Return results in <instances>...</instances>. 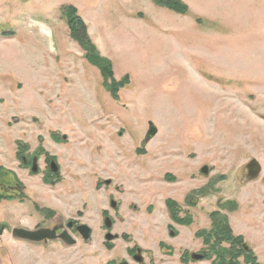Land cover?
<instances>
[{
	"label": "rangeland",
	"instance_id": "374dc122",
	"mask_svg": "<svg viewBox=\"0 0 264 264\" xmlns=\"http://www.w3.org/2000/svg\"><path fill=\"white\" fill-rule=\"evenodd\" d=\"M180 1L187 14L151 0H0V166L24 186L22 203L0 202V264H134L124 259L135 247L141 264H211L213 255L180 256L202 251L192 235L211 229L214 212L264 264V0ZM66 6L113 79L127 77L117 93L69 38ZM38 148L59 175L45 177L41 160L37 173L19 166L23 150ZM252 160L258 178L240 183ZM105 180L122 191L110 242ZM190 196L194 226H177L175 203L183 215ZM53 215L88 227V240L31 243L9 232Z\"/></svg>",
	"mask_w": 264,
	"mask_h": 264
},
{
	"label": "flooded vegetation",
	"instance_id": "af4514ba",
	"mask_svg": "<svg viewBox=\"0 0 264 264\" xmlns=\"http://www.w3.org/2000/svg\"><path fill=\"white\" fill-rule=\"evenodd\" d=\"M153 137V136H152ZM52 141L59 143V141L55 138ZM18 147H26L24 143L19 144ZM40 148H38V151H33L29 152L28 150H23V153H20V155L17 157L18 161L20 163V167L23 166L25 170H27L28 173H32L31 168L32 165L35 164L37 171L39 170L38 162L41 160V164L43 165V169L45 170V177H54L55 175H59V166L58 163L55 159L54 155H45L43 152L39 151ZM251 161L245 163L242 168H241V174L239 176L240 183H249L251 180H255L258 178L259 174L256 177H253V166L250 164ZM57 170L56 173H54L53 170ZM202 169V167H201ZM200 169V170H201ZM204 175V174H203ZM208 175V174H207ZM55 180V179H54ZM105 185H107L108 188L107 191L109 194L106 196L107 200V209L105 211H102L101 216H102V221L103 224L106 219L111 221V214L109 210L112 211L113 215L117 214L118 212V206L120 205L119 199H120V194L122 193L121 190H119V187L116 186L113 183H110L109 180L103 181ZM115 185L114 187H109L110 185ZM202 188V187H201ZM24 192V186L23 184L19 181L17 176L15 175V178H13L10 175V180L8 184H5L4 186L0 187V193L3 194L4 196L9 197V201L17 200V201H22L23 199L21 198ZM198 198L190 196L187 199L186 205L187 207L182 211L181 215V209L178 203H175V211L176 215L174 220V224L180 227H190L192 224L191 218L194 215L193 210L194 206L197 204ZM22 203V202H20ZM170 204V203H168ZM168 204L165 205V208L167 210ZM197 206V205H196ZM192 208V209H191ZM47 214H50V212L45 209ZM112 215V216H113ZM167 215L169 220L171 221L172 218L167 210ZM56 215H53L52 217L48 218V221L51 222L49 225H41V226H33L31 230H26V229H19L16 230L15 228L9 229V232L13 235V237L17 239H23L25 241L31 242V243H42V242H50V241H58L66 244H73L74 240L71 238L72 235L77 234L79 235L77 231V226L80 224L73 223L72 221H67L65 225H63L60 221V217L58 216L57 219L54 220ZM60 221V222H59ZM185 223V224H183ZM194 226V225H193ZM191 226V227H193ZM189 229V228H188ZM192 229V228H191ZM68 230V231H67ZM107 231L105 232V235L108 234L111 231V223H110V228L106 229ZM205 230H198L195 231L194 234L192 235L193 238L197 240L199 243L200 248H203L201 252H197L196 254L192 253H183L180 256V260L182 263L187 261H190L192 263H199L205 260V255L206 251L204 248H208V245L205 244ZM80 236V235H79ZM114 240H117V237H115ZM242 242L238 244V246H235L239 250L243 251L244 253H249L252 252L251 250L248 249L246 246V250L242 246ZM200 248L198 250H200ZM195 255H201L203 258L201 260H195ZM127 261H133L134 264H141L143 263L144 259L142 256V251L141 249L135 247L133 250L131 249L129 252H126V259ZM193 261H198V262H193ZM122 262V261H121ZM113 264V263H111ZM115 264V263H114Z\"/></svg>",
	"mask_w": 264,
	"mask_h": 264
},
{
	"label": "trees",
	"instance_id": "16d2710c",
	"mask_svg": "<svg viewBox=\"0 0 264 264\" xmlns=\"http://www.w3.org/2000/svg\"><path fill=\"white\" fill-rule=\"evenodd\" d=\"M151 2L158 8L167 9L178 14L184 15L188 13V7L180 0H151ZM61 16L65 20L69 38L84 52L83 56L86 61L98 69L105 89L110 94L117 93V90L123 87L127 77L119 81L113 79L110 61L101 56L99 58L96 54L94 46L89 42L86 25L76 8L73 6L63 7ZM10 175L15 178V174L12 171L0 166V187L9 183ZM2 200H9V197L0 193V202ZM234 208L235 206L231 204L228 209L233 210ZM210 218L211 229L204 231V234L205 244L209 248L205 258L211 259L210 255L214 256L211 264H259L251 252L244 253L235 247L242 241V238L233 236L226 217L214 212L210 215ZM223 244H227V247H222ZM239 258H242V260H239Z\"/></svg>",
	"mask_w": 264,
	"mask_h": 264
},
{
	"label": "water",
	"instance_id": "95a60500",
	"mask_svg": "<svg viewBox=\"0 0 264 264\" xmlns=\"http://www.w3.org/2000/svg\"><path fill=\"white\" fill-rule=\"evenodd\" d=\"M155 132H156L155 129L152 126H150L149 127V131H148V133L146 135V140L149 139L150 137H152L155 134ZM250 164H252L253 169H254L253 177H256L259 174V172H260V166L254 160H252L250 162ZM31 170H32L31 171L32 173H36L37 172V168H36L35 164L32 165ZM53 171H54V173L57 172V170H55V169ZM200 173L204 174V175H207L208 174L207 167L206 166L202 167V169L200 170ZM104 226L106 227V229L110 228V221L108 219L105 220ZM77 231H78V233L80 234V236L82 237L83 240H88L89 233H90V229L88 227H86L84 225H80V226L77 227ZM0 234H1V230H0ZM113 239H115V236H113L111 234H106L105 235V240L106 241H111ZM242 246L246 250V245L242 244ZM195 257H196L195 260H201L203 258L201 255H195ZM120 264H126V263L123 262V263H120Z\"/></svg>",
	"mask_w": 264,
	"mask_h": 264
}]
</instances>
